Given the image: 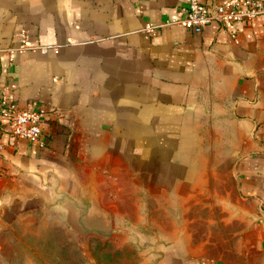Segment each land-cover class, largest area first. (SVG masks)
Here are the masks:
<instances>
[{"label":"crops","instance_id":"obj_1","mask_svg":"<svg viewBox=\"0 0 264 264\" xmlns=\"http://www.w3.org/2000/svg\"><path fill=\"white\" fill-rule=\"evenodd\" d=\"M183 6L0 0V105L46 123L43 148L0 133V264L75 247L23 244L41 225L144 264H264V16L196 34ZM21 29L47 52L11 59Z\"/></svg>","mask_w":264,"mask_h":264},{"label":"built area","instance_id":"obj_2","mask_svg":"<svg viewBox=\"0 0 264 264\" xmlns=\"http://www.w3.org/2000/svg\"><path fill=\"white\" fill-rule=\"evenodd\" d=\"M183 16L173 24L201 34L211 23H219L230 28L236 23L255 21L264 16V0H221L213 4L211 0H183ZM163 25L148 24L143 31L152 34ZM235 38V36H233ZM49 47L33 45L25 29L19 31V43L16 47L6 50L13 59L14 55L23 52H40L45 54ZM56 52V47H52ZM0 105V115L4 122L0 124V133L36 142L40 148L45 146V111L39 107L19 108L9 103L4 94Z\"/></svg>","mask_w":264,"mask_h":264},{"label":"rangeland","instance_id":"obj_3","mask_svg":"<svg viewBox=\"0 0 264 264\" xmlns=\"http://www.w3.org/2000/svg\"><path fill=\"white\" fill-rule=\"evenodd\" d=\"M42 233H35L33 235H26L22 243H40L47 247V245L75 246L74 248L54 250L42 249V256H49L56 254L58 264H144V254L141 249L125 239H115L113 242L112 236L108 235L105 241L97 240L95 237H87V235H69L64 232L60 226H43L41 225ZM56 243V244H55ZM29 251L26 250L25 253Z\"/></svg>","mask_w":264,"mask_h":264}]
</instances>
